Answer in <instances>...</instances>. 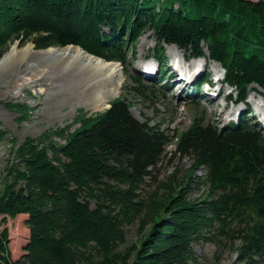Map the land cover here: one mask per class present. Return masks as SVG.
Here are the masks:
<instances>
[{
    "label": "trees",
    "instance_id": "16d2710c",
    "mask_svg": "<svg viewBox=\"0 0 264 264\" xmlns=\"http://www.w3.org/2000/svg\"><path fill=\"white\" fill-rule=\"evenodd\" d=\"M147 31L158 58L163 45H176L219 62L240 98L252 83L264 89L262 0H0V59L22 38L37 50L73 45L124 66ZM126 74L141 100L162 94ZM130 108L120 96L103 112L78 115L73 132L51 130L12 152L0 216H24L29 234L15 259L8 230L0 231V264H203L192 249L200 241L232 249L242 264H264V135L197 119L171 135ZM172 142L190 169L143 195ZM132 225L137 238L127 244Z\"/></svg>",
    "mask_w": 264,
    "mask_h": 264
},
{
    "label": "rangeland",
    "instance_id": "374dc122",
    "mask_svg": "<svg viewBox=\"0 0 264 264\" xmlns=\"http://www.w3.org/2000/svg\"><path fill=\"white\" fill-rule=\"evenodd\" d=\"M29 44L32 50L21 64L17 63L16 58L12 62L0 66V131L5 132L4 137L0 139V176L12 158V152L26 139H35L46 132L67 126H70L68 133H71L79 125L74 122L78 115L85 114L89 117L103 112L113 100L120 96L130 103V111L137 119L149 121L152 125L158 124L161 129L169 130L171 135L186 130L195 119L220 131L227 123H230L231 116L226 118L229 109L239 104L235 102L237 99L235 92L231 94L230 100H224L223 96L228 91L225 87L222 88V95L211 102H207V97L202 96V94L198 95L199 97L195 96L194 100H188L186 90L181 93L178 92L181 88L174 89L172 92L160 90L158 89L159 85L154 86L155 83L152 81L145 82L144 86H154L156 91H160L162 94L157 93L152 97V100L144 101L136 96L132 89L133 81L127 77L126 73L137 71L136 64L152 54L151 50L155 46L152 31L145 32L137 45L132 47L135 52L133 58L135 61L128 60L124 66L113 62L118 65V77L120 76L122 79V84L115 94L113 93L114 85L111 76L100 75V72L90 73L79 63L69 65L67 68L60 64L61 62L54 63L52 61L53 52L40 53L46 52L47 49L37 50L32 42H25L22 38L14 40L4 55L13 46L21 51ZM50 48L61 50L65 47ZM162 48L164 52L161 56L165 57V64H168L165 65L167 70L174 57H186L176 47L165 46ZM41 59H45L47 62H41ZM189 62L193 64L196 60L191 59ZM202 63L206 65L205 76H211L212 71L219 68L215 67V64H212L208 58L202 59ZM186 88L189 89L188 86ZM97 95L101 99L110 95L112 98L107 100L102 108L94 110V101ZM251 95L256 100L264 99V93L259 88L251 86L246 93L243 104L239 105H244L241 107L242 109L247 107L250 109L246 120L260 134L261 128L251 123V120H253V115L259 116V120L264 116V100H261V107L257 108L249 99ZM247 99L253 105H247ZM244 115L246 114L244 113ZM231 122L233 121L231 120ZM53 139L56 142H63L57 137ZM174 152L175 142H172L166 147V152L159 164L152 169L150 176L146 177L145 183L142 185L143 195L156 189L159 182L165 181L170 174H176L180 177L190 169L192 160ZM201 175L202 172L197 173V176ZM204 192L205 187L201 186L193 189L190 195L195 198L201 197ZM3 218L4 216H0V231L4 228L8 230L10 250L13 258L17 259L22 255L28 240L29 233L25 225V217L18 216L15 219L5 217V220ZM126 230L127 244L136 241V225L128 226ZM192 249L197 259L203 264H242L238 262L236 252L227 247L218 249L212 243L200 241L193 243Z\"/></svg>",
    "mask_w": 264,
    "mask_h": 264
},
{
    "label": "bare ground",
    "instance_id": "6f19581e",
    "mask_svg": "<svg viewBox=\"0 0 264 264\" xmlns=\"http://www.w3.org/2000/svg\"><path fill=\"white\" fill-rule=\"evenodd\" d=\"M31 50H32V47L30 44L27 45L21 51H19L16 47L13 46L11 50L6 55H4V57L0 60V66L5 65L9 62H12L16 58H17L16 59L17 63L21 64L25 60L26 56L31 52ZM40 53H43V54L52 53V55H54L52 58V61L54 63L61 62L60 64L64 65L66 68L67 66L69 67V65L79 63L82 66H84L85 69L89 70L90 73L100 72L99 73L100 75L111 76V81L114 85V92H113L114 94L115 92L119 90L122 84V79L120 78V76L118 77L119 70H117L118 68L117 64L113 62L104 63L97 58L87 55L85 52H83L79 48H76L75 46L70 45L61 50H53V48H50V49H47L46 52H40ZM45 56H48V55H45ZM41 62L45 63L47 61L45 59H41ZM190 65L192 69L196 67L194 63ZM205 66L206 65L203 63L199 67H201V69H205ZM215 67H219V65L215 64ZM215 70L218 71L217 69ZM262 92L264 93V91ZM110 98H112V95L105 97L103 99H101V97L97 95V98H95L96 100L94 101L93 109L98 110L102 108L103 106H105V104L107 103V100H109ZM249 99L253 104L256 105L257 108L261 107V100H264L263 98L260 100H256L254 99V96L252 95L250 96ZM249 99H247V102ZM237 108H240V107H237ZM235 110L236 108L234 110H230L229 112H227L226 116L227 117L230 116L231 114L235 112Z\"/></svg>",
    "mask_w": 264,
    "mask_h": 264
},
{
    "label": "water",
    "instance_id": "95a60500",
    "mask_svg": "<svg viewBox=\"0 0 264 264\" xmlns=\"http://www.w3.org/2000/svg\"><path fill=\"white\" fill-rule=\"evenodd\" d=\"M71 46H73V45H71ZM76 48H79V47H77V46H75ZM79 49H81V48H79ZM82 50V49H81ZM83 51V50H82ZM83 52H85V51H83ZM86 53V52H85ZM87 55H89V56H92V55H90V54H88V53H86ZM93 57H95V56H93ZM98 58V57H97ZM99 60H101L102 62H107V61H105V60H103V59H99Z\"/></svg>",
    "mask_w": 264,
    "mask_h": 264
}]
</instances>
